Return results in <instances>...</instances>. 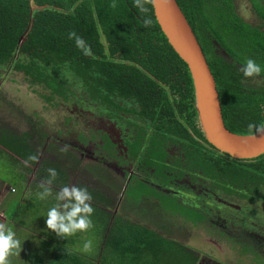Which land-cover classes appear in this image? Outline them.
Returning <instances> with one entry per match:
<instances>
[{"label":"flooded vegetation","instance_id":"af4514ba","mask_svg":"<svg viewBox=\"0 0 264 264\" xmlns=\"http://www.w3.org/2000/svg\"><path fill=\"white\" fill-rule=\"evenodd\" d=\"M230 2L236 20L264 34L263 0ZM260 2L262 6L258 5ZM100 41L103 51H91L87 57L103 60L107 67L104 72L109 77L106 83L101 78V71L93 70L92 93L81 75H76L67 62L60 69L66 90L64 97L52 93L43 84H32L24 71L14 68L12 63L0 64L1 106L3 101L9 100L8 92H2L6 88L2 86L3 78L13 73L22 75L29 87L25 88V94L29 95L27 99L21 96V92L14 94V103H11L14 106L10 109L16 117L22 116L25 130H21L19 123L13 127L0 126L19 136H31L37 160L30 166V178L34 176L37 180L36 172L43 163L55 162L65 176V183L59 181V185L51 186L90 191L93 198L85 203L99 215L92 218V222L95 227L101 224L100 232L104 236L118 223L138 224L161 238L174 240L195 254L198 258L196 264H264V241L260 244L257 239V232L264 231V201L257 192L252 191V196L245 197L248 191L239 186L216 185L210 176L195 168L193 155L196 149L206 154L211 153L212 148L196 136L189 117L179 111L178 101L181 98L185 101L186 84L180 81L178 72L167 70L171 77L158 78L143 68L133 71L119 69L117 78L114 74L117 66L140 67V64L129 61L131 54L125 57L120 52H112L103 35ZM213 42L216 51L228 59L225 49ZM135 56L139 58L141 55ZM257 76H245L242 89L254 91ZM19 87L15 84L12 90L17 91ZM36 89L42 90L44 107H40L42 103L36 100H40ZM30 97L34 100L31 101ZM21 99L26 101L20 104ZM31 104L33 110H44L46 114H42V118L31 114L28 110ZM61 109L64 112L62 117ZM164 123L175 125L176 132L181 124L188 130V138L163 129ZM179 207L193 210L194 216L186 217ZM133 218L148 221L149 225ZM257 220H261L259 226L262 224V228L257 226ZM179 236L186 237L183 243L192 240V236H202L220 256L214 250L215 258L204 262L205 258H201L190 244H182ZM245 237H251L253 241L257 239L260 245L254 243L253 249L261 262L255 259L256 255L243 251L241 240Z\"/></svg>","mask_w":264,"mask_h":264},{"label":"trees","instance_id":"16d2710c","mask_svg":"<svg viewBox=\"0 0 264 264\" xmlns=\"http://www.w3.org/2000/svg\"><path fill=\"white\" fill-rule=\"evenodd\" d=\"M176 1L196 35L214 77L225 127L237 134L257 132L264 124V34L236 20L230 0ZM30 2L40 8L31 12ZM262 9L264 10V6ZM31 19L32 27L28 31ZM27 31V37L22 42V37ZM102 35L108 41L112 52H120L125 57L131 54L129 61L140 64V67L117 66L114 72L117 78L120 76L119 69L133 71L143 68L158 78L171 77L167 70L178 72L180 81L186 84L185 101L182 98L178 101L179 111L189 117L190 127L196 136L210 145L198 127L192 83L186 64L174 52L161 32L153 14L151 0H0V64L12 63L14 68L24 71L32 84H43L56 95L64 97L66 91L60 77V69L65 62L76 75H81L88 84L90 93L93 90V70L99 69L101 78L108 83L109 75L104 72L107 67L103 60L87 57L91 51H103L100 41ZM77 38L83 40V47L77 45ZM213 41L225 49L230 59L216 51ZM134 55L141 56L138 58ZM248 59L254 60L261 67V72L256 74L257 88L250 89L254 90L250 92L242 89L245 83L242 68ZM161 70L162 73H159ZM166 110L164 107V112ZM249 125L254 127L250 129ZM162 127L171 133L176 132L175 125L164 123ZM176 133L181 138H188V130L181 124ZM30 137L28 134L19 136L9 128L0 126V157L3 153L9 157L8 162L13 166L22 188L24 176L31 173L28 167L34 165L37 160ZM211 148V153L206 154L196 149L193 155L195 168L210 176L216 185L221 186L224 183L231 187L239 186L248 191V194H244L245 197L252 196L253 191L259 193V198L264 201V154L250 160H236L213 146ZM50 169L55 170V176H52ZM59 169L55 162H45L36 172L35 177L38 180L32 183L31 190H38L39 194L30 196V204L36 205L38 211L44 205L50 208L54 206V196L45 198L48 189L46 186L59 185V181L60 184L65 183V176ZM88 193L92 200L93 194L90 191ZM8 205L12 208L11 205L19 204L10 201ZM179 210L186 217L194 216L193 210L186 207H179ZM90 217L94 219L99 215L93 211ZM91 223L92 228L94 224ZM50 232L59 234L56 230ZM81 232L85 234L89 231L87 229ZM78 236L79 233L75 232L61 233L60 241L51 245L47 238L45 244L49 245L51 259L45 262L37 256L34 264L198 262L195 254L186 251L174 240L161 238L138 224L118 223L107 236H103V252L99 263L74 250ZM48 237L51 235L48 234ZM243 251L256 255L255 259L262 261L252 245L244 244ZM104 254L111 258L105 257L103 262Z\"/></svg>","mask_w":264,"mask_h":264},{"label":"rangeland","instance_id":"374dc122","mask_svg":"<svg viewBox=\"0 0 264 264\" xmlns=\"http://www.w3.org/2000/svg\"><path fill=\"white\" fill-rule=\"evenodd\" d=\"M258 5H261V2L258 3ZM257 5V6H258ZM19 76V77H18ZM2 86H6V88L2 89V92L5 91L9 100L8 102H4L3 101V106H1L0 103V120L4 119L3 121H0V124H5L8 125L9 127H13L18 125L19 123V127L21 128L22 131L25 130V125L22 123V116L20 117H16L15 113L11 112L10 109H13V105H11V103H14V94H18L19 92H21V96L27 99V97H29V95L25 94L26 89H28V85L27 83L24 81V77L22 75H17L16 73H13V75H9L7 78H3L2 79ZM17 84L20 85V87L18 88L17 91H13L12 87ZM26 88V89H25ZM17 88H15L16 90ZM35 90V89H34ZM13 91V92H12ZM42 90L36 89V94L38 95L39 99H36L37 102H39L41 105L40 107H44V104L46 105L45 100H44V96L41 93ZM1 92V91H0ZM18 92V93H17ZM12 96V98H11ZM34 96V95H33ZM36 98V95L34 96ZM25 100L21 99L20 104H23ZM48 99V98H45ZM30 100L33 101L34 98L30 97ZM29 101V100H27ZM56 104V103H54ZM5 106V107H4ZM55 106V105H54ZM34 106L33 104H31L28 107L29 112L31 111V114L38 116L39 118H42L41 115L42 114H46L44 110H40L39 111H35L33 110ZM35 111V113H34ZM64 115V112L61 109V113H60V117H62ZM55 124V122H54ZM52 132H54V129H51ZM3 158V159H2ZM45 160V159H44ZM9 157L7 155H4L0 157V216H2L3 214V210L5 209L6 203L8 201H10L11 199L15 202H18L19 206L18 207H14V205H12V208H6L9 209V211L6 213L7 216L13 214L12 218V222L7 224V228H11L14 232H16V236L15 238L20 240V241H24L27 242L26 244H24V246L26 247V249L24 248V246H19L16 249H13L12 252L9 254V256L7 257V264H34V260L33 257L41 255L42 254V245H40L38 247V249H40V253L39 251L36 249V242L37 238L34 234L41 236V232L48 231V226H47V219H48V210L50 208V206L48 205H44L42 209H40V211H38L37 206L36 205H32L30 204L31 198L30 196L34 195H38L39 191L32 189L31 190V186L32 183L34 181V176L30 178V174H26L24 177V187H21V182L19 180V178L17 177L16 173H14V169L12 168L13 166L9 164ZM28 167V166H27ZM31 169V167H28ZM17 171H19L17 169ZM38 184H43V183H39L36 182ZM48 189H50L49 193H46L47 196H45L46 199H50L52 196H54V198H56V204L53 207H58L59 211H61V214H63L64 211H66V209L63 207L65 204L68 203H75L74 198H72V201H69V198H65L63 200L59 199V194L61 192L60 187L57 188H53L52 186H46ZM51 196V197H50ZM30 198V200H29ZM22 199L20 202L19 200ZM17 200V201H16ZM29 201V202H28ZM15 208V213H14V209ZM115 205L113 207H111V210H114ZM18 210V212L16 211ZM119 210V209H118ZM120 211V210H119ZM44 212V213H42ZM121 212L124 213V211L122 210ZM120 212V213H121ZM18 213V215H16ZM42 216L41 217L39 216ZM1 218V217H0ZM91 222H92V218L89 217ZM30 220L33 221L34 224H36V227L33 228V226L30 228L31 233H29L30 235H26V230H27V224H30ZM134 221H137L141 224L144 225H149L148 221H143V220H139L137 218H133ZM258 221V225L259 226V222L261 220H257ZM92 225V223H91ZM42 226V227H41ZM255 226V227H257ZM100 227L101 224L99 223L98 226L95 227V225L91 228L90 230L88 229V233H85L84 236H82L81 238L79 237V240H76L77 242H79L75 248L77 249L78 253L83 254L85 257L91 258V260L95 263H99L101 258H99L101 256V252H103V244H104V235L100 232ZM260 228H262V224H260L259 226ZM35 229V231H34ZM46 229V230H45ZM51 230V228H50ZM53 230V229H52ZM51 230V231H52ZM259 238L258 241L260 242V244H263L262 241H264V231L263 232H257ZM33 234V235H31ZM51 235V237L49 238V245L51 244H55V242H59L61 239V233L59 232V234L54 235L53 233H49ZM104 236V237H103ZM46 237V236H45ZM44 237V238H45ZM179 241L182 244H190V247L192 249H195L196 251L199 252L200 256H202L201 258H205L203 259L204 262H208L207 259H211L213 260V258H215V256L213 255L215 252L214 250L218 253V255L220 256L219 252L214 248V247H210V245L208 244L209 242L207 240H205L204 237L202 236H192L191 239L192 240H188V242L183 243L182 241H186V237L185 236H179L178 237ZM181 239V240H180ZM184 239V240H183ZM257 239H255L253 241V238L251 237H245L243 238L241 241V243L244 245H252V247L257 243ZM48 241V239H47ZM90 241L91 245L90 248L88 250L84 249V244L86 242ZM40 242H43L42 240H40ZM34 244V247H33ZM259 244V245H260ZM48 245V246H49ZM189 246V245H188ZM18 250H22L23 253L17 252ZM106 252V251H105ZM213 253V254H212ZM203 254V255H202ZM205 255V257H204ZM19 256V262L17 261V257ZM111 258V256H107V255H103L102 256V261L105 260L106 258ZM105 258V259H104ZM104 262V261H103ZM107 262V260L105 261Z\"/></svg>","mask_w":264,"mask_h":264},{"label":"water","instance_id":"95a60500","mask_svg":"<svg viewBox=\"0 0 264 264\" xmlns=\"http://www.w3.org/2000/svg\"><path fill=\"white\" fill-rule=\"evenodd\" d=\"M155 20L174 52L186 64L194 96L199 128L207 142L236 160H250L264 154V124L252 134L229 131L221 113L216 83L201 46L176 0H151ZM31 12L40 7L30 2ZM44 8V7H41ZM32 27V19L28 31ZM28 31L22 37L25 41Z\"/></svg>","mask_w":264,"mask_h":264},{"label":"clouds","instance_id":"9594fccd","mask_svg":"<svg viewBox=\"0 0 264 264\" xmlns=\"http://www.w3.org/2000/svg\"><path fill=\"white\" fill-rule=\"evenodd\" d=\"M247 15V13H245ZM150 23V21H145ZM74 35V34H72ZM77 45L83 47V40L77 38ZM242 71L246 77H250L253 74H259L261 67L252 59H248L246 64L243 66ZM254 125H249L251 129ZM52 176H55V170H49ZM49 193V190L46 189ZM69 198L72 201L74 198L75 203L65 204L63 207L66 211L61 214L58 207H52L48 210V219L46 221L47 226L60 233L71 234L77 230H87L91 227L90 215L93 212V208L85 201L90 200L91 196L86 189H79L76 187L71 188L64 187L59 194V199L63 200ZM43 198V196H42ZM16 234L11 228H6L0 225V264H7V257L13 249L19 247L20 241L15 238ZM91 242L88 241L84 244V249L90 248Z\"/></svg>","mask_w":264,"mask_h":264},{"label":"crops","instance_id":"0c3cea01","mask_svg":"<svg viewBox=\"0 0 264 264\" xmlns=\"http://www.w3.org/2000/svg\"><path fill=\"white\" fill-rule=\"evenodd\" d=\"M19 200V199H18ZM22 199H20L19 200V202L21 201ZM10 201H13L12 199L10 200ZM10 201H8L7 203H6V206H5V209L3 210V215L2 216H0L1 218H0V225H3V226H5L6 228H7V224L8 223H11L12 222V216H13V214H11V215H9V216H7L6 215V213L9 211V209H6L7 207H8V203L10 202ZM17 201V200H16ZM29 202V201H28ZM54 203V205L56 204V201L55 202H53ZM12 206V205H11ZM19 206V205H18ZM18 206H14V207H18ZM13 207V206H12ZM8 208H11L10 206L8 207ZM14 210V213H15V208H13ZM17 212H18V210H16ZM16 215H18V213L16 214ZM39 217H41V219H44V218H42V216L40 215ZM33 226V228H35L36 227V224H34L33 223V221H31L30 220V224H27V230H26V235H30L29 233H31V231L32 230H30V228ZM42 227V226H41ZM46 230V229H45ZM52 230V229H51ZM50 228L48 227V231L47 232H45V231H43V232H41V236H39V235H36V234H34L35 236H36V238H37V241H35L36 242V244H37V246H36V249L39 251V253H40V249H38V247L40 246V245H42V254L41 255H38V259H43L45 262L46 261H49L50 259H51V256H50V252H49V250L48 249H50L46 244H45V242L47 241V238L49 239V237H48V234L50 233ZM34 231H35V229H34ZM82 230H77V231H75V233H79V236L78 237H76V240H79V237L81 238L84 234H83V232H81ZM17 232V231H16ZM15 232V233H16ZM31 235H33V234H31ZM46 236V237H45ZM45 237V238H44ZM40 240H42L43 242H40ZM20 241V240H19ZM27 242H24L23 240L22 241H20V244H19V246H24V244H26ZM79 242H77V241H75V246L78 244ZM33 247H34V244H33ZM24 248L26 249V247L24 246ZM45 248H47V249H45ZM48 250V251H47ZM76 252H77V249L75 248L74 249ZM51 251V250H50ZM17 252H20V253H23L22 252V250H18ZM47 253V254H46ZM37 256L35 255V257H33V260L36 258ZM17 261L19 262L20 260H19V256L17 257Z\"/></svg>","mask_w":264,"mask_h":264}]
</instances>
